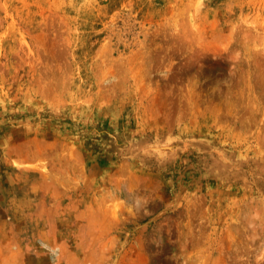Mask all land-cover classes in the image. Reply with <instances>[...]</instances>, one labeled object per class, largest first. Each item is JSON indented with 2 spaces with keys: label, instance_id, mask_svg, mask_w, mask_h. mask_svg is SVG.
Listing matches in <instances>:
<instances>
[{
  "label": "rangeland",
  "instance_id": "1",
  "mask_svg": "<svg viewBox=\"0 0 264 264\" xmlns=\"http://www.w3.org/2000/svg\"><path fill=\"white\" fill-rule=\"evenodd\" d=\"M0 264H264V0H0Z\"/></svg>",
  "mask_w": 264,
  "mask_h": 264
}]
</instances>
